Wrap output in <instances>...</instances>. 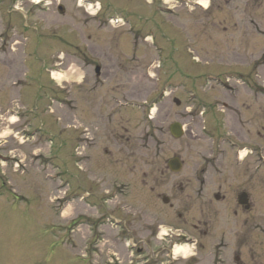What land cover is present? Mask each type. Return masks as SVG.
Wrapping results in <instances>:
<instances>
[{"label": "rangeland", "instance_id": "rangeland-1", "mask_svg": "<svg viewBox=\"0 0 264 264\" xmlns=\"http://www.w3.org/2000/svg\"><path fill=\"white\" fill-rule=\"evenodd\" d=\"M34 1L0 0V264H264V0Z\"/></svg>", "mask_w": 264, "mask_h": 264}, {"label": "flooded vegetation", "instance_id": "flooded-vegetation-1", "mask_svg": "<svg viewBox=\"0 0 264 264\" xmlns=\"http://www.w3.org/2000/svg\"><path fill=\"white\" fill-rule=\"evenodd\" d=\"M174 1L176 4H171L170 3L171 1H169V0H159V2L161 4L162 11H164L165 13L173 12L172 9L176 8V7H180L181 3L186 5V7H188V8L191 7L190 9L192 11L195 10L197 7L203 8V5L201 4V2L199 0H174ZM209 1L211 2V0H208V2ZM208 7L205 9H208ZM252 94H253V96L258 97V91L253 90ZM246 144H249V142H247ZM238 147L239 146L237 144L235 149H238ZM252 151L254 152L256 150L253 148ZM239 154L241 155V153H239ZM214 198H215V200L220 201V199H225V196H221L219 193H217L214 195ZM237 204H238V210H237V212H235L236 215L243 210L251 211L254 207V205H253L254 202H253V198H252L251 194H249L248 192H246L244 190L239 191L237 193ZM183 236H184V234H183ZM190 236H192V235H190Z\"/></svg>", "mask_w": 264, "mask_h": 264}, {"label": "water", "instance_id": "water-1", "mask_svg": "<svg viewBox=\"0 0 264 264\" xmlns=\"http://www.w3.org/2000/svg\"><path fill=\"white\" fill-rule=\"evenodd\" d=\"M171 132L174 136H177V137L181 136L183 134L181 124L176 123V124L172 125ZM169 166L173 171L178 172V171H180V169L182 167V162L180 161L179 158H175L169 162ZM167 201H168V199L165 197V202H167Z\"/></svg>", "mask_w": 264, "mask_h": 264}, {"label": "bare ground", "instance_id": "bare-ground-1", "mask_svg": "<svg viewBox=\"0 0 264 264\" xmlns=\"http://www.w3.org/2000/svg\"><path fill=\"white\" fill-rule=\"evenodd\" d=\"M58 79H60V77ZM188 249H189V247H187V246H177L174 249V254L178 255L179 253H182L185 255V254H187Z\"/></svg>", "mask_w": 264, "mask_h": 264}]
</instances>
